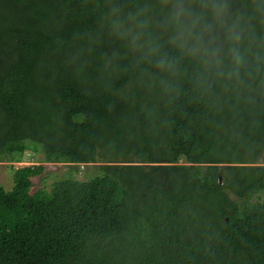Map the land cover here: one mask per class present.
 <instances>
[{"label":"trees","instance_id":"obj_1","mask_svg":"<svg viewBox=\"0 0 264 264\" xmlns=\"http://www.w3.org/2000/svg\"><path fill=\"white\" fill-rule=\"evenodd\" d=\"M106 9L0 0V161L97 163L48 190L31 192L42 164L0 183V264H264V65L235 90L184 59L165 91Z\"/></svg>","mask_w":264,"mask_h":264},{"label":"clouds","instance_id":"obj_2","mask_svg":"<svg viewBox=\"0 0 264 264\" xmlns=\"http://www.w3.org/2000/svg\"><path fill=\"white\" fill-rule=\"evenodd\" d=\"M101 24L110 37L121 41L129 52L152 63L165 91L172 83L182 60L193 61L199 86L228 84L244 87L264 65V0L233 7V0H105ZM251 7V12L247 8ZM255 22V23H254ZM162 40L179 56L162 54Z\"/></svg>","mask_w":264,"mask_h":264},{"label":"rangeland","instance_id":"obj_3","mask_svg":"<svg viewBox=\"0 0 264 264\" xmlns=\"http://www.w3.org/2000/svg\"><path fill=\"white\" fill-rule=\"evenodd\" d=\"M42 164L44 170L41 174L32 177L31 192L39 188L50 189L52 183L62 177H71L84 180L92 176L97 163L81 164L78 170H73L74 165L65 162H46L43 154L38 151L34 155L27 154L21 162H10L7 159L0 161V183L4 189L10 191L14 185V171L21 167Z\"/></svg>","mask_w":264,"mask_h":264},{"label":"water","instance_id":"obj_4","mask_svg":"<svg viewBox=\"0 0 264 264\" xmlns=\"http://www.w3.org/2000/svg\"><path fill=\"white\" fill-rule=\"evenodd\" d=\"M219 182H221V178H219Z\"/></svg>","mask_w":264,"mask_h":264}]
</instances>
